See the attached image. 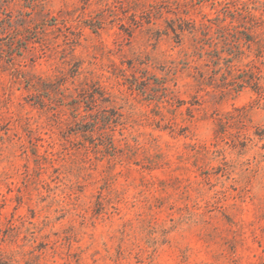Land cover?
<instances>
[{
  "label": "rangeland",
  "instance_id": "1",
  "mask_svg": "<svg viewBox=\"0 0 264 264\" xmlns=\"http://www.w3.org/2000/svg\"><path fill=\"white\" fill-rule=\"evenodd\" d=\"M0 264H264V0H0Z\"/></svg>",
  "mask_w": 264,
  "mask_h": 264
}]
</instances>
